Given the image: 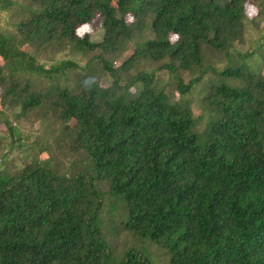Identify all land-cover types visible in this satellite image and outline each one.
Wrapping results in <instances>:
<instances>
[{"label": "trees", "instance_id": "16d2710c", "mask_svg": "<svg viewBox=\"0 0 264 264\" xmlns=\"http://www.w3.org/2000/svg\"><path fill=\"white\" fill-rule=\"evenodd\" d=\"M251 3L0 0L19 9L0 30V264H264V76L202 58L207 45L229 60ZM94 18L100 39L78 36ZM53 44L94 54L38 63ZM206 75L194 114L186 96ZM31 114L43 129L27 142ZM52 136L80 158L57 170ZM13 151L27 152L20 166Z\"/></svg>", "mask_w": 264, "mask_h": 264}, {"label": "rangeland", "instance_id": "374dc122", "mask_svg": "<svg viewBox=\"0 0 264 264\" xmlns=\"http://www.w3.org/2000/svg\"><path fill=\"white\" fill-rule=\"evenodd\" d=\"M15 2L16 0H12ZM252 3L249 8L246 10V15L243 20L244 27L242 29L241 34L232 44L231 48H228L229 60H227L225 54L221 51H217L215 49L210 48L207 45L202 47V58L205 64H209L214 70L220 71L227 62L231 67H237L245 63L248 67V70L257 75L258 73L264 76V49L263 47H258L261 43L264 42V38L261 37L264 34V0H251ZM21 9V8H20ZM19 9H15L12 4L10 10H0V30H4L6 32H10L13 30V26L11 25L17 18ZM133 33H135L133 31ZM76 34L82 37L84 34L88 35L89 40L97 41L100 39L101 30L100 24L97 19H92L90 23L84 24L80 26L76 30ZM139 36V35H138ZM137 37L138 39L140 37ZM127 50H131L132 44H127ZM125 51V55L128 53ZM94 52H87L86 54H82L79 52H73L67 48L59 49L55 44L46 47L44 50L38 52L37 60L38 63L44 64V66H49L54 62H59L61 60H72L76 66L83 67L86 64V61L89 57H91ZM244 55H247L244 57ZM108 58H113V56H109ZM116 60H114L115 64ZM91 65L89 66V72L93 73V71H98L99 63L95 61H91ZM139 62V66L133 67V71L142 68ZM147 68L154 67L152 63L146 65ZM137 68V69H136ZM135 69V70H134ZM181 74L184 81L188 79V73L183 71H178ZM211 72V71H210ZM156 79H158V83L166 88L167 92H172L173 97H176V91L172 89L173 84L172 80L169 78V75L165 72L157 71ZM210 74L216 75L211 72ZM97 75V74H96ZM95 75V77H96ZM75 77V76H74ZM73 78V77H72ZM210 76L206 75L202 81L196 85L186 96L188 105L194 114H198L204 102L201 101V96L206 92V81H210ZM97 79V77H96ZM98 80V79H97ZM230 83H237L238 80L234 78L228 79ZM41 117L39 116V120H35L33 115L26 116V118H21L19 123L20 132L27 137L26 141L29 142L34 139V137L38 136V133L43 129V125L40 123ZM1 136H5L6 132L1 130ZM52 135H56V132H53ZM53 138V141H52ZM49 140L50 151L53 155V160L55 162V166L57 170L63 169L65 166H70L73 162L77 161L80 158V155L77 152L71 151L68 146V141L63 138L62 141L58 140L57 149H52L54 142L56 139L52 136ZM60 138V137H59ZM48 144V143H47ZM65 146V148H64ZM7 147L4 145V140H0V155L6 154ZM8 158H12L11 162L8 163V166L13 167L14 165H21L24 161L27 152H17L13 151L11 154H7ZM102 187V185H101ZM109 241L113 243L118 251L126 248L130 245L129 236L125 231H119L116 235L111 236ZM162 252V248H157L153 250V254L158 256Z\"/></svg>", "mask_w": 264, "mask_h": 264}]
</instances>
